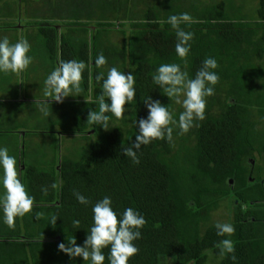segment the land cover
<instances>
[{
    "label": "trees",
    "instance_id": "16d2710c",
    "mask_svg": "<svg viewBox=\"0 0 264 264\" xmlns=\"http://www.w3.org/2000/svg\"><path fill=\"white\" fill-rule=\"evenodd\" d=\"M177 2L156 0L144 15L134 14L125 24L109 23L103 17L91 40L83 21L85 9L72 5L69 7L76 17L70 18L69 25L79 30L77 35L59 36L50 24L41 28L38 44H48L46 49L59 61L82 60L89 66L82 74V95L68 97L63 103L49 101L52 115L48 132L54 133L58 125L65 135H78L88 144L82 149L81 160L66 156L60 167L44 178L32 171L28 172L32 176H23L34 197L31 214L24 216L32 264H84L81 257L70 258L59 251L58 245L68 246V239L74 237L77 245H83L93 226L92 207L105 196L112 198L118 218L132 207L146 219L141 238L134 242L139 252L128 264H163L168 260L172 264H206L210 257L219 264H264V0H256L250 11L245 3L236 5L233 0H210L206 7L192 3L195 22L182 25L194 33L187 71L194 77L207 57H214L219 64L216 71L220 79L214 95L206 98L205 119L194 122L187 133L176 128L171 142L165 138L142 146L139 164L123 155V148L135 141L133 121L147 116L145 99L151 96L169 103L153 83L152 74L161 63L183 65L175 52V31L161 23L187 10ZM105 5L109 8L102 3L97 6L104 15L120 12L116 1ZM112 27L130 30V36L124 38L128 47L120 52L101 42ZM100 54L107 64L97 68L95 58ZM111 67L133 73L136 103L126 105L127 118L113 117L115 127L105 131L99 125L90 126L87 115L89 110L98 111L96 98L102 81L96 76L103 71L106 78ZM24 105L19 104L18 111ZM37 106L32 103L33 108ZM170 108L178 119L183 108L175 103ZM35 112L32 116L40 113L38 109ZM16 125L27 127L26 120ZM35 177L38 179L33 180ZM53 183L60 186L52 188ZM42 188L48 189L47 195ZM75 192L90 203L80 204ZM222 201L230 206L229 223L235 227L231 237L218 236L215 224L221 222L211 219ZM36 213L44 215L36 219ZM52 216L57 218L55 225L49 224ZM75 220L80 221L78 226ZM7 236L14 235L2 238ZM225 238L233 241L235 252L222 257L219 244ZM11 243L0 242V264H9L10 258L20 255L19 248L7 247ZM103 251L104 264H109V249ZM24 255L29 264L28 253Z\"/></svg>",
    "mask_w": 264,
    "mask_h": 264
},
{
    "label": "clouds",
    "instance_id": "9594fccd",
    "mask_svg": "<svg viewBox=\"0 0 264 264\" xmlns=\"http://www.w3.org/2000/svg\"><path fill=\"white\" fill-rule=\"evenodd\" d=\"M194 22V18L187 12L170 15L165 21H161L162 24H169L175 31V52L183 65L161 63L152 74L153 83L162 90L169 103L165 105L151 96L145 99L147 116L133 121L137 130L135 141L131 143V147L123 148V155L130 158L133 164L140 163L138 152L142 146L165 138L171 142L176 128L181 134L187 133L194 126V122L205 119L206 98L214 95L215 86L220 79L216 71L219 64L214 57H207L195 76L189 75L187 58L194 33L185 31L182 25L190 26ZM30 51L31 44L27 38H20L13 43L6 36L0 37V74L18 75L28 70L33 62ZM106 64L107 59L103 54L95 58L97 68ZM88 67L82 60L59 61L44 80L43 95L46 99L38 102V110L44 117L52 115L49 100L63 103L68 97L82 95V74ZM96 79L98 82L102 81V91L96 98L98 111L89 110L87 123L90 126L99 125L107 131L115 127L113 117L115 120L126 119L125 113L129 110L126 105L133 106L136 103V80L132 72L125 73L116 67L108 69L106 78L103 71L99 72ZM171 103L183 108L178 119L170 108ZM108 113H111V116ZM20 168L17 158L9 153V149L0 146V214L3 223L9 228L15 227L17 218L31 214L34 203V197L30 195L22 180ZM59 186L57 183L52 184V188ZM42 192L47 195L48 189L42 188ZM74 195L80 204L90 203L79 192ZM112 204V198L105 196L93 205V226L90 232H87L82 246L77 245L74 237L68 239V246L60 243L58 250L70 258L81 257L84 264H104L103 250L108 248L109 264H128L130 258L139 252L134 242L141 238L146 219L132 207L126 208L118 218ZM43 215L36 213V219ZM56 221L57 218L52 216L49 224L55 225ZM73 223L78 226L80 221L75 220ZM215 228L216 234L221 237H231L235 233V227L231 223H216ZM219 246L222 257L235 252L234 243L230 238L221 240Z\"/></svg>",
    "mask_w": 264,
    "mask_h": 264
},
{
    "label": "crops",
    "instance_id": "0c3cea01",
    "mask_svg": "<svg viewBox=\"0 0 264 264\" xmlns=\"http://www.w3.org/2000/svg\"><path fill=\"white\" fill-rule=\"evenodd\" d=\"M110 1H116L119 10L136 12L140 6L145 7L147 10L149 8L147 3H153L156 0H0V37L6 36L13 43L20 38H27L31 44L30 55L33 57L32 64L25 72L18 75L0 74V146L7 147L9 153L17 158L18 165L21 166L20 172L22 173L23 182L25 165L22 163L26 153V137L29 134L37 135L40 130L28 126L16 128V123L26 120L23 117L26 112V105L33 109L32 103H38L46 99L43 95L44 80L59 63L58 57H54L53 52L46 49L49 46L48 44L46 46L38 44V36L42 32L40 30L43 26L50 24L56 28L59 36L66 33L75 36L79 33V30H75V27L69 25L72 21L70 18L55 12L56 10L54 11L58 4L61 9H64V3L67 2V7L72 5L78 10L85 9L83 10L85 13L83 21L86 23L88 37L91 40L93 34L97 33L98 24L103 17L104 21L116 22L117 25L126 22L122 19L112 20L106 12L104 15L101 12L102 10L97 8L100 3L109 8L105 4ZM57 10L59 9L57 8ZM24 103L25 105L18 111L19 104ZM38 108L39 106L35 107V109ZM40 116L43 115L39 113L38 117ZM58 133L65 136L61 131ZM21 220H24L23 228L21 227ZM28 230L24 217L17 218L15 227L9 228L3 223L2 214H0V240L12 242L10 246H7L12 250L15 251L17 248L20 250V255L17 253L15 256L11 253L12 250H9V254L14 256L9 259V264H26L25 252L28 253L29 264H32L31 240L27 238ZM8 234L14 236L2 238Z\"/></svg>",
    "mask_w": 264,
    "mask_h": 264
},
{
    "label": "rangeland",
    "instance_id": "374dc122",
    "mask_svg": "<svg viewBox=\"0 0 264 264\" xmlns=\"http://www.w3.org/2000/svg\"><path fill=\"white\" fill-rule=\"evenodd\" d=\"M194 1L200 6H204V7H206L208 2H210V0H179V3L183 4L184 10L187 9L185 10V12L191 15V7ZM216 1L226 2L227 0H216ZM233 1L235 2L236 5L245 3L246 5L245 9L247 11L253 9L256 2V0H233ZM150 4L153 3L152 2L147 3V7ZM57 6L58 7L56 8L54 7L55 8L54 11L56 10L55 12H58L59 14H63V16L69 18L76 17L75 11L72 8L73 6L69 7L68 5L67 7V2L64 3V9L62 8L63 10L60 8L59 4ZM57 8L59 10H57ZM146 11H148V9L146 10V8L143 6L142 7L140 6L136 12L135 11L128 12L126 10H120V12L108 11L109 12L108 17L112 20L118 17L123 21H127V19L129 21V18L134 16V14H136V16L139 17L144 15ZM182 11H180L179 14L182 13ZM125 31L126 28L118 29L112 27L108 30L107 34L101 38V42H103V44L110 45V48H113V50L120 52L124 47H128V43H126L127 40H124V38L126 36L127 37L130 36V30L126 31L128 33H125ZM80 34L82 36V32H80ZM25 92L27 93V91ZM35 110H36L35 108L26 109V112L24 113L23 116L24 119H26V123L29 128H33V129L38 128L40 132L37 135L29 134L28 137H26V147H25L26 154L24 156V160H23L24 162L22 164L26 166L24 170L25 171L24 176L29 174L28 172L32 171L33 175L34 174L38 176L41 175L40 177L42 178L44 175L51 173L55 168L58 169L61 165L60 162L66 156L67 157L69 156L70 159L76 161L81 160L83 154L82 149L88 143L87 140H83V138L78 135L61 136L58 132L62 131V129L61 126L58 125L55 127L54 133H49L47 127H49L51 123L49 120L50 116L38 117V114L32 116ZM37 179L38 177H35L33 180H37ZM231 216L232 215L229 204L225 201H222L219 209L214 211L211 219L213 222L229 223ZM20 222H21V227L23 228L24 220H21ZM45 249H46L45 251L48 252L50 248L47 246L45 247ZM163 264H172V262L171 260H168V261H164ZM206 264H219V261L216 258L210 257Z\"/></svg>",
    "mask_w": 264,
    "mask_h": 264
}]
</instances>
